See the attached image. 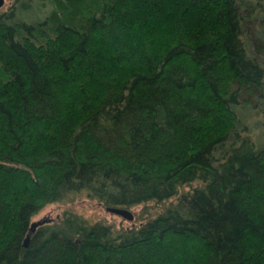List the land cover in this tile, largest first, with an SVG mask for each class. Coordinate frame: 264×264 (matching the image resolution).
I'll return each mask as SVG.
<instances>
[{"label": "trees", "instance_id": "1", "mask_svg": "<svg viewBox=\"0 0 264 264\" xmlns=\"http://www.w3.org/2000/svg\"><path fill=\"white\" fill-rule=\"evenodd\" d=\"M52 4L0 13V264H264V142L241 119L264 102V0ZM81 193L174 202L123 230L52 219L24 245Z\"/></svg>", "mask_w": 264, "mask_h": 264}, {"label": "rangeland", "instance_id": "2", "mask_svg": "<svg viewBox=\"0 0 264 264\" xmlns=\"http://www.w3.org/2000/svg\"><path fill=\"white\" fill-rule=\"evenodd\" d=\"M25 1L31 3L32 6L30 9L20 10L19 17L27 21L34 22L40 20V18L54 9L52 0H36V2L35 0ZM15 4L16 0H5L4 4L0 7V13L10 11ZM257 104V108L254 109L247 107L245 110L246 113L241 119L247 122L249 133L253 139L261 145V143L264 142V102H259ZM240 117H242L241 114ZM183 190L186 191L188 189L184 188ZM70 198V200L64 203L53 202V204L45 206L39 214L32 218V221H38L47 216L54 219V221L57 220L62 222L65 217L75 216L90 222L103 221L116 230H123L138 227L145 222V220L152 219L157 214L161 213L167 208L168 204L174 202V200H168L165 203L150 202L135 206L129 209L134 216V220L129 221L112 212H107L103 205L89 198L84 193L76 194Z\"/></svg>", "mask_w": 264, "mask_h": 264}, {"label": "water", "instance_id": "3", "mask_svg": "<svg viewBox=\"0 0 264 264\" xmlns=\"http://www.w3.org/2000/svg\"><path fill=\"white\" fill-rule=\"evenodd\" d=\"M5 0H0V7L4 4ZM107 212L109 213H114L116 215H119L121 217H124L126 218L127 220L129 221H133L134 220V216L133 214L131 213L130 210L126 209V208H115V207H110V208H107L106 209ZM53 220L52 218L50 217H43V219L41 220H38V221H32V224H31V227L29 229V233H28V236L24 242V245L25 246H28V242H29V239L32 235V233L40 226H43L44 224L46 223H51Z\"/></svg>", "mask_w": 264, "mask_h": 264}]
</instances>
